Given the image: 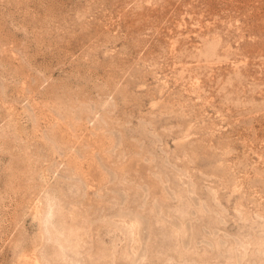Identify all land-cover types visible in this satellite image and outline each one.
<instances>
[{"label":"rangeland","instance_id":"1","mask_svg":"<svg viewBox=\"0 0 264 264\" xmlns=\"http://www.w3.org/2000/svg\"><path fill=\"white\" fill-rule=\"evenodd\" d=\"M0 264H264V0H0Z\"/></svg>","mask_w":264,"mask_h":264}]
</instances>
